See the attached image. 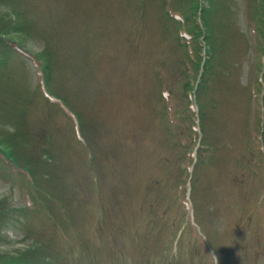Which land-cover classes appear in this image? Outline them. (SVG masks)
Listing matches in <instances>:
<instances>
[{
  "label": "rangeland",
  "instance_id": "obj_1",
  "mask_svg": "<svg viewBox=\"0 0 264 264\" xmlns=\"http://www.w3.org/2000/svg\"><path fill=\"white\" fill-rule=\"evenodd\" d=\"M244 4L252 13L257 8L253 20L260 24L264 12L258 6L264 0H211L206 11L215 68L195 99L203 101L209 148L195 167L192 224L213 247L221 232L222 251L238 242L248 252L254 249L253 264H264V235L256 221L264 217V203L253 202V194L264 192V173L253 174L248 166L252 159L262 169L264 156L249 150L259 146V127L252 114L246 118L244 105L245 80L257 89L262 75L253 66L262 59L264 32L254 35L252 21L242 30L248 18L241 13ZM196 8L195 0H0V149L33 174L29 180L0 156V264L45 259L48 264H166L168 259L181 264L188 259L171 253L177 232L183 233L181 250L197 257L192 235L184 234L192 213L186 196L190 157L185 159L181 131L174 134L176 127L168 126L154 94L163 71L175 106L186 108L187 55L176 34L187 21L174 20L165 9L179 16L178 11L189 14ZM190 23L195 29L198 17ZM4 37L33 52L39 67L8 50ZM195 68L194 60L192 77ZM40 71L48 90L77 113L82 132L95 146L103 184L98 193L91 187L86 150L75 137L71 116L39 90ZM224 84L228 89L220 93L217 87ZM256 95L264 106L262 84ZM136 169L142 173L136 175ZM237 192L247 194L249 212L237 211L234 201L243 199ZM48 194L68 201V218L56 204L45 202L64 224V240L55 237L50 222L43 223L48 215L41 201ZM28 197L36 210L25 207ZM245 214L252 218L248 244L237 221ZM218 226L226 227L228 239ZM47 234L52 236L48 245L43 241Z\"/></svg>",
  "mask_w": 264,
  "mask_h": 264
},
{
  "label": "trees",
  "instance_id": "obj_2",
  "mask_svg": "<svg viewBox=\"0 0 264 264\" xmlns=\"http://www.w3.org/2000/svg\"><path fill=\"white\" fill-rule=\"evenodd\" d=\"M46 194V193H45ZM44 198L48 201L50 200L51 202H54V204H57V207L58 208H61L64 209V211L68 208V205H67V200L64 199L62 196L60 195H53V194H48L46 196H44ZM64 199V200H62ZM52 239V236L50 234H47L45 236V238L43 239V241L45 242L46 245H48L49 241ZM49 251V252H48ZM51 253V250H49V248L47 247V251H46V256L48 257H52V255L50 254ZM49 261L48 260H44V261H37L36 263L35 262H31V264H48Z\"/></svg>",
  "mask_w": 264,
  "mask_h": 264
}]
</instances>
